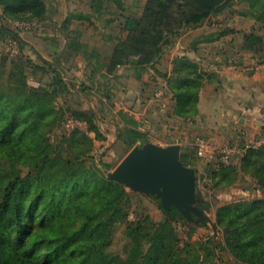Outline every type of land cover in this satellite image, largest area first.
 <instances>
[{"label": "trees", "instance_id": "trees-1", "mask_svg": "<svg viewBox=\"0 0 264 264\" xmlns=\"http://www.w3.org/2000/svg\"><path fill=\"white\" fill-rule=\"evenodd\" d=\"M103 1L112 2L121 11L125 9L123 0H93L91 7L96 9L94 3L102 4ZM233 3H245L246 6L237 9L236 13L262 24V34H256L253 29L243 34V47L253 54L258 64H263L264 0H145L141 15L124 14L121 27L129 43L118 48L110 63L100 64V56L80 42L74 30L71 35L64 36L67 39L66 55L87 54L84 60L91 66V77L101 69L111 73L117 64L142 72L147 66L154 68L171 93L173 115L190 122L199 115V92L210 75L186 55L174 57L169 72L156 70L154 64L164 49L172 46L188 28L209 21L212 16L230 9ZM0 9V43L6 36H18L7 20L41 22L47 11L44 0H0ZM79 17L89 20L88 15L80 14ZM70 22L69 16L61 27L68 28ZM236 32L239 30L221 26L217 36ZM34 53L43 64L33 63L27 57L25 62L21 59L3 64L4 60L0 58V163L4 158L12 160L14 157L7 145L10 137L18 135L22 140L25 135H35L42 127L39 124L41 118L45 126L53 122L54 100L61 91L71 87L61 71H55L52 63L36 51ZM37 70L43 74L51 73L50 81L30 85L29 75ZM106 75L103 77L107 78ZM105 90L110 95L111 90L108 87ZM109 95L105 99H109ZM130 109L137 110L134 106ZM119 116L125 123L122 129L119 128L117 137L125 153L139 143L150 141L149 132L141 131L139 122L131 118L125 127L128 114L120 112ZM95 117L94 111H87V133L105 140ZM67 141L75 145L74 135ZM87 142L88 158L92 147L88 136ZM61 147L54 145L48 152L22 151L15 159L24 162L23 172L0 167V264H89L97 253L100 258L96 261L107 260L111 264H224L202 256L201 244H180L175 223L180 221L191 228L190 222L199 219L196 214L191 212L190 220L176 206L164 208L160 205L161 220L141 216L128 222L131 193L121 183L104 177L94 164L79 167V159L62 156ZM244 151L239 168L251 170L256 175L252 177L258 188L264 191V145ZM180 160L183 165L192 166L184 161L182 154ZM216 166L217 170L211 172L213 178L217 173L221 178L233 174L237 167L223 163ZM195 206L204 211L209 204L195 193ZM215 215V230L217 232L216 227H220L223 234L220 246L229 250L240 264H264V198L223 204L216 208ZM207 222L202 220L201 224ZM120 223L125 225L130 246L124 259L118 256L112 259L105 248L110 245ZM208 243L213 250L219 247L213 238H209Z\"/></svg>", "mask_w": 264, "mask_h": 264}, {"label": "rangeland", "instance_id": "rangeland-1", "mask_svg": "<svg viewBox=\"0 0 264 264\" xmlns=\"http://www.w3.org/2000/svg\"><path fill=\"white\" fill-rule=\"evenodd\" d=\"M51 1L52 0H46L47 3L52 5ZM123 1L125 9L121 11L116 8L112 2L106 1H103L102 4L98 2L94 3V7L96 8L94 9L91 7L93 0H87V13L85 14L89 16V20L80 22L76 19L70 23L68 28H62L61 26L51 23L47 25L45 20L41 22L32 20L34 23L31 24L30 28H24V26L20 28L16 27L14 23L17 21H27V19L6 21L18 36H6L4 42L0 43V58L4 60L3 64H9L12 60L19 62L21 59L25 62V57L30 58L33 63L39 65L43 64L41 60L37 58L34 51L42 54L40 51L45 52L46 45L49 42L51 45H56L57 55L48 62L56 67L55 71H61L62 75L66 76V80L71 84V87L68 90L61 91L59 96L54 100L53 114H55V117L53 122L45 126L43 123L44 119L41 118L39 124H41L42 127L37 130L35 135H25V138L22 140L19 139L18 135L10 137L7 145L14 157H12V160H5L4 158L0 163L1 168H7L8 171L18 169V171L23 172L24 162L20 161L19 163V161L15 159L22 151L27 150L31 153L48 152L51 147L58 145L62 146L59 149L62 156L71 160L79 159V162H81L79 167L94 164L104 177L110 179L109 174L116 168L128 152L125 153L122 149L121 142L117 137L120 130L119 128L122 129L125 123L120 118L119 113L124 111H115L117 104H119V100L115 95L116 92L114 90L110 95L107 94L103 85L107 83L113 84V86H115L116 83L121 84L125 79H129V72L126 70L122 71L120 75L122 74L123 78H118L115 71H111L112 77L109 78H104L101 73H98L95 74L92 80L93 83L90 81L88 82L86 77H88L87 74L92 75L91 67H89L90 69L88 68L89 71L86 74H83V72L79 74L81 68L80 63L87 54L67 56L66 43H63L60 37L71 35L70 32L72 30L78 33L79 38L80 36H126L121 27L124 16L122 12L129 16L141 15L145 0ZM74 2L75 4L79 2V5L68 7V13L78 16L79 11L77 10L84 4V1L80 2L74 0ZM65 4L67 5V3ZM245 6V3H233L225 14L222 12L219 15L212 16L209 21H205L199 26L188 28L184 36H208L214 32L219 22H227L231 17L235 18V22H237V26H240L241 30H248L250 28L253 29L256 34H262L263 27L261 23H256L254 21L251 26L245 22L248 20L247 18L236 13L237 9H241ZM29 21L31 22V20ZM52 39L56 40V42L52 41ZM12 48L16 49V53L12 52ZM20 56L22 57L20 58ZM164 62L165 61H163V63ZM164 65L165 64L161 63V65L159 64L155 66V68L156 70L164 72L158 69L159 66L163 68ZM147 68L149 70H143V75L147 77V80L153 82L156 87L163 88L164 79L155 72L154 68H149L148 66ZM51 70L53 71L54 69L52 68ZM50 79L51 73L43 74L37 70L35 74L29 75L28 82L32 86H37L49 82ZM107 95L110 96L109 99H105ZM164 96L165 94L163 97L159 98L160 100L157 101L159 105L154 107V111L161 106L164 107L165 111H163L162 114L156 113V115H153L154 111L152 112L156 120H159L155 126L149 125L146 120L144 121V114H140V121L135 120L139 122V124L143 120V128L141 131L149 130V134L152 135L149 141L150 143L161 147L171 145L180 147L179 159L180 154H182L184 161L191 163L195 172V193H199L202 200L208 201L209 203V206L203 211L202 215L198 216L199 219L191 222L187 220V222L191 223V228L180 221L175 223L181 240L180 244L182 245L185 242L193 243L194 246L201 244L203 250L200 251V254L206 257L207 260H220L224 264H240L229 250L224 249L222 245L220 246V244H223V234L220 227H216L218 229L217 232L215 230V211L218 206L223 204L239 200L264 198V191L258 188L256 181L252 177V175L255 174L251 170H241L239 168V161L245 152L244 150L248 148H258L264 145V121H261L258 127L250 132L231 127L230 136H227L223 141L218 142L217 140L216 142L212 138L213 134L215 132L217 133L219 130H225L221 122L197 120L199 115L193 121H184L173 115L172 99L167 97L164 98ZM140 105L142 106V110H145L146 102H141ZM90 110L95 112L96 117L94 121L100 132L102 131V135L107 136H105V140L95 138L93 133H87V111ZM124 114H128V123L127 125L125 124L126 127L129 125L130 119L133 118V114L128 111L124 112ZM165 121L169 123L162 124ZM233 125L237 126L236 123ZM209 130L212 131L210 132ZM72 135L75 137V145H71L67 141ZM87 136L92 140V147L88 154V158L87 148H89V143L87 142ZM198 137L213 139L212 142L214 145L206 157H201L197 153L195 143ZM111 139L115 140L114 144L118 146V154H115L112 147L106 148L107 145L111 144ZM17 141L19 142L18 145ZM238 142L241 146H245L244 150L240 153L233 154L229 162H225L219 152V147ZM143 145L144 144L139 143L136 146L142 147ZM219 163L226 165L236 164L237 167L233 171V174L229 173L226 177L224 176L221 178V175L217 173L213 178L211 172L213 169L217 170L218 167L216 165ZM227 180H229L228 184L226 183ZM122 185L131 193L128 208V222H134L141 216H149L155 221L162 219V211L160 209L161 200L156 194L138 192L125 184ZM202 220H208L207 224L202 225ZM188 233H191L190 237H188ZM209 238H213L217 242L219 245L217 249L213 250L212 246L208 243ZM129 246L130 239L125 235V225L124 223H120L117 225L110 245L105 248L106 252L112 259L115 258V256L124 259ZM98 258H100L99 253L94 254L93 261L91 263L89 262V264H111L107 260L98 262L96 261Z\"/></svg>", "mask_w": 264, "mask_h": 264}, {"label": "crops", "instance_id": "crops-1", "mask_svg": "<svg viewBox=\"0 0 264 264\" xmlns=\"http://www.w3.org/2000/svg\"><path fill=\"white\" fill-rule=\"evenodd\" d=\"M44 1L47 10L44 20L47 25L51 23L61 26L62 22L69 16L71 22L76 19L82 22L85 19L80 18L79 15H87L85 14L87 13V0H78L80 2L84 1V4L81 7L79 6L80 8L77 10L79 11L78 16L68 13V7L79 5V2L75 4L74 0H52V5H50L46 0ZM122 13L124 15V12ZM223 13L225 14L226 11ZM247 19L245 22L252 26L254 21L250 18ZM235 21V18L231 17L227 22L218 24L214 32L208 36H184L186 33L184 32L175 39L172 46L164 49L160 59L154 64V67L161 65V63L165 64L163 68L159 66L158 69L169 72L173 58L178 55H186L198 62L204 71L210 75V78L205 81L199 92L197 104L199 117L197 120L219 121L224 125V131L219 130L213 134L212 138L216 142L217 140L218 142L223 141L227 136H230L231 127L250 132L257 128L261 121H264V63L258 64L253 54L243 47V34L251 29L241 30ZM221 26L235 28L239 32L218 37L217 31ZM60 38H62L63 43L67 42L66 37ZM52 41L56 42L54 39ZM79 41L87 44L89 49L96 51L97 55L100 56V64L110 63L112 55L117 53L118 48L120 46L126 47L129 43L128 36H80ZM45 49V52L40 51L42 54L37 53L43 59L51 61L57 55V47L48 42ZM163 61L165 62L163 63ZM86 63L85 60L80 63L79 74L82 72L86 74L89 71L91 66L86 65ZM117 66L115 69L112 68V72L115 71L118 78H123L120 73L126 70L129 72V79H125L121 84L116 83L115 86L109 83L103 85L106 89L108 87L111 92L114 90L116 92L115 95L119 100V104H117L115 111L131 112L132 117L138 121H140V114H144V121L146 120L149 125L155 126L159 120H156L153 115H156V113L162 114L165 111L163 106L157 108V112L154 111V107L159 105L157 101L164 94V98L171 99V93L166 90L165 83L163 88L156 87L153 82L147 80L142 71L129 67L125 68L124 65L117 64ZM147 70L149 69L147 68ZM100 73L106 75L107 71L101 69ZM87 76L88 82L93 83L94 77H91V74H87ZM106 76L109 78L112 77V74L109 72ZM64 78L66 79L65 75ZM141 102H146L145 110H142ZM131 106H134L137 110H131ZM168 123V121H165L162 124ZM234 123L237 126H234ZM142 124L143 120L140 123L141 129L143 128ZM147 131L149 132V130ZM150 138H152V135H150ZM114 143L115 140L111 139V144L107 145L106 148L112 147L116 154L118 153V146ZM206 202L208 203V201Z\"/></svg>", "mask_w": 264, "mask_h": 264}, {"label": "water", "instance_id": "water-1", "mask_svg": "<svg viewBox=\"0 0 264 264\" xmlns=\"http://www.w3.org/2000/svg\"><path fill=\"white\" fill-rule=\"evenodd\" d=\"M180 147H161L146 143L133 147L109 178L131 189L156 194L164 208L174 205L184 216L190 213L202 215L203 210L195 206V172L179 159Z\"/></svg>", "mask_w": 264, "mask_h": 264}, {"label": "built area", "instance_id": "built-area-1", "mask_svg": "<svg viewBox=\"0 0 264 264\" xmlns=\"http://www.w3.org/2000/svg\"><path fill=\"white\" fill-rule=\"evenodd\" d=\"M16 27H23L24 28H30L32 22L30 21H17L14 23ZM12 52L16 53V49L12 48ZM196 147H197V153L201 157H206L207 154L210 152V150L213 147V142L210 138L206 137H198L196 139ZM245 146H241L238 143H232V144H226L219 147V152L222 155V158L225 162H229L230 158L233 154L240 153L244 150ZM258 186V185H257Z\"/></svg>", "mask_w": 264, "mask_h": 264}]
</instances>
